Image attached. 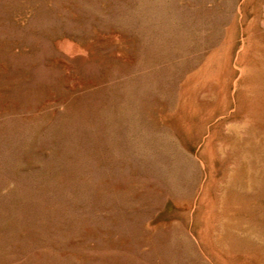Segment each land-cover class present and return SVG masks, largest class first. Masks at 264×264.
I'll list each match as a JSON object with an SVG mask.
<instances>
[{
	"label": "rangeland",
	"instance_id": "1",
	"mask_svg": "<svg viewBox=\"0 0 264 264\" xmlns=\"http://www.w3.org/2000/svg\"><path fill=\"white\" fill-rule=\"evenodd\" d=\"M0 264H264V0H0Z\"/></svg>",
	"mask_w": 264,
	"mask_h": 264
},
{
	"label": "clouds",
	"instance_id": "2",
	"mask_svg": "<svg viewBox=\"0 0 264 264\" xmlns=\"http://www.w3.org/2000/svg\"><path fill=\"white\" fill-rule=\"evenodd\" d=\"M242 127H246L247 126V120H245L244 122H242ZM233 127V123L230 122L229 124L225 125V131L226 134L228 133V130L231 129Z\"/></svg>",
	"mask_w": 264,
	"mask_h": 264
}]
</instances>
